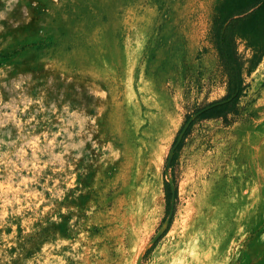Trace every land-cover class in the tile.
<instances>
[{
  "label": "rangeland",
  "instance_id": "rangeland-1",
  "mask_svg": "<svg viewBox=\"0 0 264 264\" xmlns=\"http://www.w3.org/2000/svg\"><path fill=\"white\" fill-rule=\"evenodd\" d=\"M217 3L0 0V264H264V56L195 119Z\"/></svg>",
  "mask_w": 264,
  "mask_h": 264
},
{
  "label": "trees",
  "instance_id": "trees-1",
  "mask_svg": "<svg viewBox=\"0 0 264 264\" xmlns=\"http://www.w3.org/2000/svg\"><path fill=\"white\" fill-rule=\"evenodd\" d=\"M213 28L218 53L228 75L227 98L221 103L202 110L195 119L223 116L234 106L239 96V65L234 56L233 47L235 38L244 41L246 47L251 48L256 53V63L261 56H264V0H218L215 7ZM178 147L179 143L174 148L171 161L175 158ZM163 190L165 212H167L169 189L165 181Z\"/></svg>",
  "mask_w": 264,
  "mask_h": 264
},
{
  "label": "water",
  "instance_id": "water-1",
  "mask_svg": "<svg viewBox=\"0 0 264 264\" xmlns=\"http://www.w3.org/2000/svg\"><path fill=\"white\" fill-rule=\"evenodd\" d=\"M218 103H221V102H218ZM218 103H214V104H212V105H215V104H218ZM212 105H210V106H212ZM210 106H208V107H210ZM208 107H207V108H208ZM205 109H206V108H205Z\"/></svg>",
  "mask_w": 264,
  "mask_h": 264
},
{
  "label": "bare ground",
  "instance_id": "bare-ground-1",
  "mask_svg": "<svg viewBox=\"0 0 264 264\" xmlns=\"http://www.w3.org/2000/svg\"><path fill=\"white\" fill-rule=\"evenodd\" d=\"M74 183V182H73ZM176 260V257H175V259H174V261ZM204 263V262H203ZM185 264V263H184ZM195 264V263H194ZM197 264H199V263H197ZM206 264V263H205Z\"/></svg>",
  "mask_w": 264,
  "mask_h": 264
}]
</instances>
